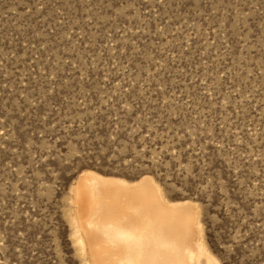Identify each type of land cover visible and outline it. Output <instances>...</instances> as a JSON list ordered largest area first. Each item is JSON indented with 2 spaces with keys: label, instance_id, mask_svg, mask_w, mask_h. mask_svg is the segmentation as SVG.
Returning a JSON list of instances; mask_svg holds the SVG:
<instances>
[{
  "label": "rangeland",
  "instance_id": "obj_1",
  "mask_svg": "<svg viewBox=\"0 0 264 264\" xmlns=\"http://www.w3.org/2000/svg\"><path fill=\"white\" fill-rule=\"evenodd\" d=\"M86 170L151 177L217 264H264V0H0V264L110 263L76 243Z\"/></svg>",
  "mask_w": 264,
  "mask_h": 264
},
{
  "label": "bare ground",
  "instance_id": "obj_2",
  "mask_svg": "<svg viewBox=\"0 0 264 264\" xmlns=\"http://www.w3.org/2000/svg\"><path fill=\"white\" fill-rule=\"evenodd\" d=\"M72 223L86 260L109 264H217L201 237L197 207L168 200L157 182L84 171L72 189ZM106 234L102 243L97 235Z\"/></svg>",
  "mask_w": 264,
  "mask_h": 264
}]
</instances>
